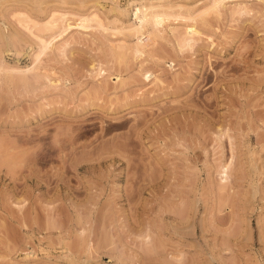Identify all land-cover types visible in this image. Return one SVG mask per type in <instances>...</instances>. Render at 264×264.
Returning a JSON list of instances; mask_svg holds the SVG:
<instances>
[{"label":"rangeland","instance_id":"374dc122","mask_svg":"<svg viewBox=\"0 0 264 264\" xmlns=\"http://www.w3.org/2000/svg\"><path fill=\"white\" fill-rule=\"evenodd\" d=\"M0 264H264V0H0Z\"/></svg>","mask_w":264,"mask_h":264},{"label":"bare ground","instance_id":"6f19581e","mask_svg":"<svg viewBox=\"0 0 264 264\" xmlns=\"http://www.w3.org/2000/svg\"><path fill=\"white\" fill-rule=\"evenodd\" d=\"M216 3V2H215ZM142 9H143V7H142ZM146 9H148V8H146ZM145 9V10H146ZM153 9V8H152ZM148 11V10H147ZM154 13V12H153ZM135 16H136V19H138L139 20V25L137 26V27H134V28H132L131 29V31L133 32V33H135V36H138V40H139V43H141L142 45H144L145 46V43L146 42H148L147 40L150 38V36H151V34L152 33H150L149 31H146V25H147V23L149 22V20L151 19H149V17L144 13V11L142 12V10L140 9V8H137V11H136V13H135ZM61 20V19H60ZM152 20L156 23V24H162L163 22H164V17L162 16V15H159V14H157L156 13V15H154L153 14V16H152ZM59 21V20H58ZM56 22V21H55ZM55 22H53V24L55 25ZM58 23V22H57ZM68 24V23H67ZM66 24V25H67ZM53 25V26H54ZM65 25V24H64ZM69 25V24H68ZM67 25V26H68ZM64 31H65V29H64ZM129 31H130V29H129ZM131 32V33H132ZM130 33V34H131ZM147 39V40H146ZM145 40H146V42H145ZM44 44L46 45V43L44 42ZM51 44V43H50ZM47 46H48V44H47ZM44 49H46V48H44ZM43 51V50H42ZM42 53V52H41ZM38 54V53H37ZM39 55V54H38ZM37 55V56H38ZM41 55V54H40ZM39 55V56H40ZM43 55V54H42ZM38 56V57H39ZM36 57V56H35ZM37 58V57H36ZM35 59V58H34ZM39 59V58H38ZM40 59H41V56H40ZM37 60V59H36ZM38 62V61H37ZM34 66V65H33ZM32 66V67H33ZM27 68V67H26ZM30 69V68H29ZM29 69H27V70H29ZM30 72V71H29Z\"/></svg>","mask_w":264,"mask_h":264}]
</instances>
